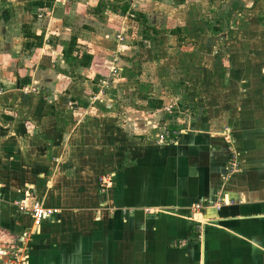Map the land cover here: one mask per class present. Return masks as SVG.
Instances as JSON below:
<instances>
[{
    "label": "crops",
    "instance_id": "crops-1",
    "mask_svg": "<svg viewBox=\"0 0 264 264\" xmlns=\"http://www.w3.org/2000/svg\"><path fill=\"white\" fill-rule=\"evenodd\" d=\"M75 5L0 0V258L20 245L28 264H264V142L232 168L204 135L152 140L151 110L106 86L115 66L70 49ZM243 111L230 127L257 117ZM26 199L40 224L13 205Z\"/></svg>",
    "mask_w": 264,
    "mask_h": 264
},
{
    "label": "rangeland",
    "instance_id": "rangeland-1",
    "mask_svg": "<svg viewBox=\"0 0 264 264\" xmlns=\"http://www.w3.org/2000/svg\"><path fill=\"white\" fill-rule=\"evenodd\" d=\"M85 1L69 7L70 40L115 66L105 84L134 98L135 110H151L152 140L204 135L232 168L264 142V0ZM250 108L252 122L230 127V117Z\"/></svg>",
    "mask_w": 264,
    "mask_h": 264
},
{
    "label": "built area",
    "instance_id": "built-area-1",
    "mask_svg": "<svg viewBox=\"0 0 264 264\" xmlns=\"http://www.w3.org/2000/svg\"><path fill=\"white\" fill-rule=\"evenodd\" d=\"M102 185L108 187L110 185L109 178H102ZM2 201L1 191H0V203ZM14 205L21 211L30 213L34 218L37 224H40L41 221L45 218L46 212L44 207L39 202H28V199L21 202H15ZM196 209H199L200 206H195ZM0 261L2 264H28L26 259L25 249L20 245H16L8 252H1Z\"/></svg>",
    "mask_w": 264,
    "mask_h": 264
},
{
    "label": "trees",
    "instance_id": "trees-1",
    "mask_svg": "<svg viewBox=\"0 0 264 264\" xmlns=\"http://www.w3.org/2000/svg\"><path fill=\"white\" fill-rule=\"evenodd\" d=\"M128 7H126V9H127ZM125 9V10H126ZM75 47V40L74 39H72L71 40V45H70V49L72 50L73 48ZM92 56H90V55H84L83 56V58H82V61H81V66L82 67H89L90 66V64H91V62H92ZM247 112H249V110L247 111ZM246 111H243V113H242V115H245L246 113H247ZM242 120H248L246 117H243L242 116Z\"/></svg>",
    "mask_w": 264,
    "mask_h": 264
}]
</instances>
